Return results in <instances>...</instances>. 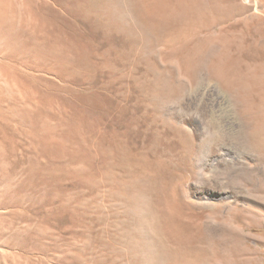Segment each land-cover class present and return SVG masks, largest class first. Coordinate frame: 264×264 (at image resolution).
<instances>
[{
	"label": "rangeland",
	"instance_id": "rangeland-1",
	"mask_svg": "<svg viewBox=\"0 0 264 264\" xmlns=\"http://www.w3.org/2000/svg\"><path fill=\"white\" fill-rule=\"evenodd\" d=\"M235 246L264 264V0H0V264Z\"/></svg>",
	"mask_w": 264,
	"mask_h": 264
},
{
	"label": "bare ground",
	"instance_id": "bare-ground-1",
	"mask_svg": "<svg viewBox=\"0 0 264 264\" xmlns=\"http://www.w3.org/2000/svg\"><path fill=\"white\" fill-rule=\"evenodd\" d=\"M240 241V240H239ZM224 246H227L226 243H223ZM236 246L233 248V253H231V256H240V257H244L246 258L247 262H251V264H254V257L257 255V253L255 251H239V252H235L236 251ZM221 255L219 252H215L214 253V258H219ZM231 257V258H232ZM223 259V264H237L236 262H234L233 260L229 261L228 257L224 254V256L222 257ZM257 262V261H256Z\"/></svg>",
	"mask_w": 264,
	"mask_h": 264
}]
</instances>
